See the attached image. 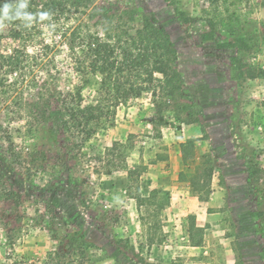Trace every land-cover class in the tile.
I'll return each mask as SVG.
<instances>
[{
	"label": "rangeland",
	"instance_id": "rangeland-1",
	"mask_svg": "<svg viewBox=\"0 0 264 264\" xmlns=\"http://www.w3.org/2000/svg\"><path fill=\"white\" fill-rule=\"evenodd\" d=\"M126 1L170 35L181 101L198 121H154L146 93L89 142L49 126L31 137L13 130L21 163L0 136V174L12 193L0 197V264H264V174L251 175L264 169V78L248 76L264 68V0ZM187 193L194 199L180 203ZM73 225L90 246L69 250L52 234Z\"/></svg>",
	"mask_w": 264,
	"mask_h": 264
},
{
	"label": "trees",
	"instance_id": "trees-1",
	"mask_svg": "<svg viewBox=\"0 0 264 264\" xmlns=\"http://www.w3.org/2000/svg\"><path fill=\"white\" fill-rule=\"evenodd\" d=\"M4 2L0 0V5ZM27 3L26 10L34 16L30 26L21 20L0 21V136L14 162H23V157L13 130L31 137L49 126L89 142L114 124L119 106L146 93L154 104V121L166 125L175 118L178 128L198 121L192 113L187 115L181 101L184 78L178 53L155 17L126 0ZM41 13L50 15L44 18ZM248 72L250 78H264V68L250 67ZM93 77L99 78L95 95L87 100L84 90ZM19 120L22 128L12 124ZM260 172L264 174V169L256 166L251 175ZM0 184L4 185L0 197L11 198L1 174ZM51 231L67 242L69 250L90 246L86 230L78 225L59 237L58 229ZM56 255L62 257L60 252Z\"/></svg>",
	"mask_w": 264,
	"mask_h": 264
},
{
	"label": "clouds",
	"instance_id": "clouds-1",
	"mask_svg": "<svg viewBox=\"0 0 264 264\" xmlns=\"http://www.w3.org/2000/svg\"><path fill=\"white\" fill-rule=\"evenodd\" d=\"M27 8V0H18L15 4L9 3L5 0V2L0 5V21L21 20L26 27L30 26L34 16L26 10ZM40 15L47 18L50 14L41 13Z\"/></svg>",
	"mask_w": 264,
	"mask_h": 264
},
{
	"label": "crops",
	"instance_id": "crops-1",
	"mask_svg": "<svg viewBox=\"0 0 264 264\" xmlns=\"http://www.w3.org/2000/svg\"><path fill=\"white\" fill-rule=\"evenodd\" d=\"M183 141V140H182ZM176 153V155H173V153H172V159H171V161H175V163H180V168L182 169L183 167H182V160L180 159V156L178 155V153L177 152H175ZM164 172H166V171H164ZM166 174H168V172H166ZM171 187H173V189H175V186H173V184H172V186ZM182 193V192H181ZM180 193V194H181ZM216 192L215 191H213L212 192V195L213 194H215ZM188 195V197H186ZM194 197L195 196H191V197H189V193H187V194H185V195H183V196H181V195H179L178 196V200H179V202L180 203H185V204H187L188 203V201H189V198H192V200L194 199ZM198 198V197H197ZM213 198V197H212ZM217 198V197H216ZM207 204H209L208 206H210V204H211V202H208ZM207 212V211H206ZM209 215V217H208V221H210V222H212V220H211V216H212V214H208ZM191 247V249H193V250H196V251H200V250H202V249H204V247H205V241H203V243H201V244H199V245H193V246H190ZM228 248H226V250H227ZM228 251H230V259H229V262L230 263H232L234 260H232L231 261V255L233 254L232 252H233V249H232V246H231V244H230V248L228 249ZM235 259V258H234ZM208 260V259H207ZM207 260H201L200 258H192V260H191V263H193V264H210L209 262H207Z\"/></svg>",
	"mask_w": 264,
	"mask_h": 264
}]
</instances>
